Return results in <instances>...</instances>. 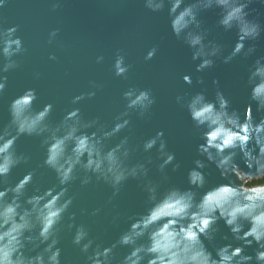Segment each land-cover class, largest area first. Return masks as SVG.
Wrapping results in <instances>:
<instances>
[{
  "label": "clouds",
  "instance_id": "9594fccd",
  "mask_svg": "<svg viewBox=\"0 0 264 264\" xmlns=\"http://www.w3.org/2000/svg\"><path fill=\"white\" fill-rule=\"evenodd\" d=\"M256 2L264 4V0H142L152 13L167 9L171 32L191 50L198 73L213 68L217 61L229 64L257 52L264 21L250 7ZM9 3L0 0V99L8 88V73L21 67L18 57L28 52L23 36L18 35L21 25L9 24L3 14ZM49 3L55 12L65 0ZM208 10H218L217 28L235 31L236 41L227 53L224 43L209 39L212 29L201 19ZM60 31L57 27L49 32V45ZM159 50L160 45L153 44L143 60L152 61ZM127 56L126 49L117 48L111 64L114 76L125 80L133 68ZM48 59L58 61L59 57L51 52ZM104 60L103 54L95 58L97 64ZM33 75L39 80L42 73ZM182 80L193 85L191 73L182 74ZM88 83L89 90L71 97L58 121L51 119L53 102L35 107L39 99L35 87L25 88L8 104L10 119L0 124V264H63L62 233L71 234L83 264H264V182L253 183L264 179V55L256 56L248 68L249 92L243 109L233 106L219 78L212 80L211 98L207 87L175 95V103L187 112L199 140L186 187L170 183L169 166L171 172H178L181 162L169 150L164 129L142 143L130 142L133 115L152 116L157 103L153 88L129 85L122 93L123 109L111 121H103L100 115L85 118L75 106L103 88L96 80ZM195 83L204 85V77L198 76ZM125 130L128 134L121 137ZM22 136L40 139L44 158L39 167L52 170L56 183L43 186L36 179L37 168L12 179L13 170L32 159L17 150ZM153 149L155 156L134 158L139 151ZM151 165L159 179L150 176ZM213 166L219 174L216 183L209 181ZM129 179L138 181L147 195L143 211H117L111 216L110 224L126 225L115 240L106 243L92 234L88 224L77 223L76 212L70 211L76 199L70 194L75 181L81 188L94 182L110 186L108 204L115 208L113 201ZM100 212V208L91 213L81 209L82 215L92 217ZM221 221L226 232L221 231Z\"/></svg>",
  "mask_w": 264,
  "mask_h": 264
},
{
  "label": "water",
  "instance_id": "95a60500",
  "mask_svg": "<svg viewBox=\"0 0 264 264\" xmlns=\"http://www.w3.org/2000/svg\"><path fill=\"white\" fill-rule=\"evenodd\" d=\"M250 7L255 8L261 21H264V4L256 2ZM2 11L8 17L9 24L21 25L18 35L23 36L28 52L18 57L21 67L8 73V88L5 96L0 99V124L10 119L8 104L11 99L28 87H35L39 93L35 107L40 108L48 102L54 103L51 116L53 121L62 118L71 97L89 90L90 80L102 83L103 88L94 98L81 101L75 106L81 108L85 118L100 115L103 121H111L112 116L123 109L122 93L129 85L151 87L157 96V103L153 106L150 119L133 115V135L130 142L142 143L158 130L164 129L169 150L174 151L177 161L181 162L178 172H171L169 166L170 183L182 187L187 186V170L193 166L199 140L187 112L175 103V95L178 92L194 93L207 87L211 98L215 92L212 80L219 78L220 87L230 96L233 106L243 109L249 92L246 87L248 68L256 56L264 55L262 37L257 42L259 47L252 57H237L229 64L217 61L213 68L198 73L191 60V50L177 41L171 32L167 9L152 13L144 8L142 0H65L64 6L55 12L51 11L49 0H10L8 7ZM217 11L203 12L201 19L205 27L212 29L209 39L215 38L224 43L227 53L236 41V34L235 31L224 32L215 26ZM257 12L252 13V16H256ZM57 27L61 31L54 44L49 45L48 34ZM157 43L160 45L157 56L152 61L145 62L143 56L147 49ZM117 48L126 49L127 62L133 65L127 80L114 76L111 70ZM51 52L56 53L58 61L48 59ZM99 54L105 56L102 64L95 62ZM36 71L42 73L39 80L34 78L33 73ZM184 73L192 74L193 85L183 82ZM198 76L204 77V85L195 83ZM126 134L127 130L120 136ZM17 150L30 154L32 159L29 164H21L13 170V180L22 177L28 170L37 168L36 179L43 186L56 183L52 170L39 167L44 158V150L40 147L38 137L22 136L17 141ZM148 155L155 156V149L151 153L139 151L134 158L144 159ZM150 167V176L159 179L155 165ZM211 171L210 183L218 182L219 174L214 166ZM166 186L168 185H164ZM70 194L76 196L70 211L76 212L77 223L88 224L92 234L99 235L106 243L115 240L126 227L122 222L119 226L110 224L111 216L117 211L128 214L143 211L147 195L139 182L132 179L125 182L119 196L113 201L115 208L108 204L112 189L103 182H94L81 188L77 180L70 188ZM95 208L101 209L95 217L81 214V209L91 213ZM221 231H227L222 221ZM61 247L64 250L63 264H83L79 249L71 244V234L62 233Z\"/></svg>",
  "mask_w": 264,
  "mask_h": 264
},
{
  "label": "trees",
  "instance_id": "16d2710c",
  "mask_svg": "<svg viewBox=\"0 0 264 264\" xmlns=\"http://www.w3.org/2000/svg\"><path fill=\"white\" fill-rule=\"evenodd\" d=\"M261 182H264V179H260V180L253 181V183H261Z\"/></svg>",
  "mask_w": 264,
  "mask_h": 264
}]
</instances>
